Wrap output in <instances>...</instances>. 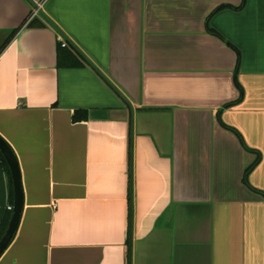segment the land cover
<instances>
[{
    "label": "crops",
    "instance_id": "crops-1",
    "mask_svg": "<svg viewBox=\"0 0 264 264\" xmlns=\"http://www.w3.org/2000/svg\"><path fill=\"white\" fill-rule=\"evenodd\" d=\"M1 47L0 264H264V0H0Z\"/></svg>",
    "mask_w": 264,
    "mask_h": 264
},
{
    "label": "water",
    "instance_id": "water-1",
    "mask_svg": "<svg viewBox=\"0 0 264 264\" xmlns=\"http://www.w3.org/2000/svg\"><path fill=\"white\" fill-rule=\"evenodd\" d=\"M0 154L5 160L12 181L13 187V200H12V213L8 221L6 230L0 239V257L12 242L16 231L18 229L22 209H23V193L21 187L20 170L18 162L14 153L8 144L0 137Z\"/></svg>",
    "mask_w": 264,
    "mask_h": 264
},
{
    "label": "trees",
    "instance_id": "trees-1",
    "mask_svg": "<svg viewBox=\"0 0 264 264\" xmlns=\"http://www.w3.org/2000/svg\"><path fill=\"white\" fill-rule=\"evenodd\" d=\"M241 7H242V4L235 9H240ZM13 34L14 33H12V35ZM2 48L3 47L0 48V52ZM57 65L59 68L81 67V63L78 61V59L69 50H66L65 48H61L60 46H58V51H57ZM86 118H87V112L81 109L75 110L72 115V121L74 122L85 120ZM0 159L5 164V160L3 159L1 154H0ZM12 200H13V194L10 193L9 203L11 205H12ZM11 213H12V210H7L4 206L2 207L0 203V239L6 230Z\"/></svg>",
    "mask_w": 264,
    "mask_h": 264
},
{
    "label": "built area",
    "instance_id": "built-area-1",
    "mask_svg": "<svg viewBox=\"0 0 264 264\" xmlns=\"http://www.w3.org/2000/svg\"><path fill=\"white\" fill-rule=\"evenodd\" d=\"M66 46H67V44H66L65 42L62 41V43H61V47H66ZM7 210H12V207H11V206H8V207H7Z\"/></svg>",
    "mask_w": 264,
    "mask_h": 264
}]
</instances>
